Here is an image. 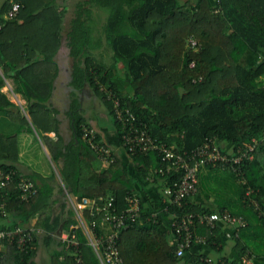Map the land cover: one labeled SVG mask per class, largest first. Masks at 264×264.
I'll return each mask as SVG.
<instances>
[{"label":"trees","instance_id":"1","mask_svg":"<svg viewBox=\"0 0 264 264\" xmlns=\"http://www.w3.org/2000/svg\"><path fill=\"white\" fill-rule=\"evenodd\" d=\"M13 2L21 7L9 21L2 15ZM1 10L0 85L2 77H11L30 113L48 99L34 92L41 83L32 77L49 76L47 70L53 69L48 80L43 77L48 83H42L52 89L58 76L53 59L64 36L75 65L70 80L72 139L65 143L59 134L56 141L44 138L62 186L54 175L23 176L14 164L0 165L14 171L16 181L23 178L38 189L28 200H21L13 186L0 190L6 203L0 229H14L42 213L36 222L42 235L34 233L32 245L23 251L7 244L0 252V264H36L41 239L49 244L59 230L76 224L65 192L76 202L113 196L118 209L125 207L127 195L139 196L140 218L121 231L117 243L124 264H203L199 256L208 251L226 253L223 245L217 246L220 228L213 236L196 224L197 231L208 236L209 247H198L193 254L186 251L183 258L175 256L169 213L176 207L163 195L170 179L153 173L160 165L156 153L132 154L121 147L123 125L116 120L115 100L125 117L127 111L153 138L177 152L195 149L206 139L214 140L222 154L232 147L230 156L252 149L240 164H233L235 171L232 164L207 165L199 171L198 193L206 200L214 194L216 211L195 196L187 198L178 212L227 210L242 215L247 226L233 237L231 257H264V0H77L65 33V12L57 0H5ZM94 10L106 13L99 29ZM17 19L22 20L19 26L14 24ZM85 87L111 116L121 152L112 153L114 161L100 171L95 169L97 155L82 140L83 127L92 128L75 92ZM2 101L11 105L5 97ZM13 138L0 136L2 152L11 147ZM96 140L100 141L97 133ZM146 185L152 190L147 191ZM60 195L62 213L53 218L47 209ZM252 199L258 210L248 205ZM83 215L87 222L95 219L87 211ZM73 231L80 246L74 249L60 241L62 257L57 259L75 264L74 254L79 253L85 264H99L81 231Z\"/></svg>","mask_w":264,"mask_h":264},{"label":"built area","instance_id":"2","mask_svg":"<svg viewBox=\"0 0 264 264\" xmlns=\"http://www.w3.org/2000/svg\"><path fill=\"white\" fill-rule=\"evenodd\" d=\"M20 7L19 3L13 2L10 9L5 13V19L9 21L14 19ZM118 104V100H115L116 120L123 125L121 147L132 154L137 152L156 153L160 165L153 169V173L164 180L170 179V182L164 187L163 195L173 207H176V211L169 213L172 234L171 244L173 245L175 256L183 258L186 251L193 254L194 250H197L198 247H209L207 242L208 236L197 231L198 225L205 227L207 232L213 236V232L217 228L222 230L224 227H228L232 230L233 237H237L239 230L247 226V221L242 215H235L227 210L216 214L205 212L179 213L178 210L183 208L184 201L187 198L197 195L198 173L203 167L207 165L215 166L216 164H220L222 167L228 164H240L242 159L252 149L230 156L222 154L214 140L206 139L195 149L177 152L173 147H168L166 144L153 138L148 133L146 126L143 123H137L127 111L128 116L125 117L117 109ZM82 140L103 164L107 165L114 161L111 149L104 142L96 140L94 129L83 127ZM235 170L236 168L233 165V171ZM14 174V171L5 170L0 166V190L13 186L21 200H28L37 195L38 189L31 181L23 178L16 181ZM148 180L152 182L153 178H149ZM65 194L73 211L76 224L70 226L68 230H63L59 240L74 249L78 248L80 242L77 239L76 232L73 230L79 229L99 264H124L117 243L121 231L140 218L139 196L135 193L127 195L124 199L125 207L118 209L113 196L97 199L83 198L81 201L76 202L66 192ZM248 205L257 210L259 208L257 201L253 199L250 200ZM5 210L6 203L3 197L0 196V215H4ZM84 211H87L88 215L95 219L87 222L83 215ZM156 214V212H153L151 216L155 218ZM99 223L103 224L104 227L102 229ZM34 233H42V229L36 226V221L20 224L11 230L0 229V252L7 244L16 245L20 251L27 249L33 243ZM221 245V243L217 245L218 248ZM74 255L75 264H85L79 253ZM222 255L217 259H214L209 254L201 255L199 256V260L203 264L254 263V255L247 256L246 254L237 258L230 255L225 259H222L224 256ZM1 258L2 254L0 253V260Z\"/></svg>","mask_w":264,"mask_h":264},{"label":"crops","instance_id":"3","mask_svg":"<svg viewBox=\"0 0 264 264\" xmlns=\"http://www.w3.org/2000/svg\"><path fill=\"white\" fill-rule=\"evenodd\" d=\"M4 1L5 0H0V11H2L1 8ZM65 1L66 0H57L59 10H64L65 12V24L63 27V33L68 30L69 22L73 15V12H68V5L65 3ZM2 17L5 19V14H3ZM94 19L96 23V17ZM14 21V24L16 26L22 24V20L20 19ZM96 51L97 49L94 52ZM53 61L58 67V76L56 80H54L52 89H50V91L48 89V86L46 89L44 88V84L42 83H48V81L43 82V77L45 78V80H48L53 72V69L47 70L48 74L50 73L49 76L47 74H43L40 79L32 77L34 83H41V88H36L37 91L34 90V92H38L39 95L48 97V99L42 102V105L39 103L38 105H41V107L33 108V111L31 113L29 111V104L26 98L22 94L14 91L15 84L13 79L11 77H2V84L0 85V106L2 104V110L0 111V136L4 138L14 137L12 141H14L15 144L13 142L11 147L9 149L7 148L6 151L4 150L2 152L0 150V165H2L3 163L14 164L17 171L23 176H28L33 173H38L43 177H50L54 175L62 186L59 172H57L56 174L57 167L51 159L44 138H50L51 140L56 141L59 134L60 137L63 138L65 143H68L72 139L70 107L72 103L73 89L70 87V80L72 68L75 65V60L69 52L68 45L65 41V36L62 38L59 51ZM75 93L78 97L80 108H82V113L88 125L92 129H94V131L100 136V141L104 142L107 146H110L112 153H120V156L121 152L118 146V137L115 135L114 125L112 124L111 128H109L107 125L98 126L97 123H99V121L89 120V118L84 113V109L88 112H95L96 110L100 109L102 110V107L104 106L102 105L101 101L90 91V89L86 87L82 88L80 91ZM3 97H5L11 103L10 106L3 105ZM23 118L26 122L23 120ZM56 123L58 126V133L55 131ZM225 150L229 155L232 153V147ZM33 151H35L34 155L39 152L41 154L44 153L53 170L50 172H48V170H39V164L37 161L34 160V156L32 154ZM106 167L107 165L103 164L99 160L95 162V169L97 171L103 170ZM149 188L150 186L146 185L147 191L152 190V188ZM195 196L198 202L207 206V208H209L210 210L216 211V202L213 198L215 196L214 194L210 193V197L207 200L203 197L202 192L197 193V195ZM63 199L64 198L62 195L58 196V198H56V201L54 200V204L49 206L46 214L52 216L53 218L58 217V215L62 213L61 206L63 203ZM216 213L218 212H215L214 214ZM41 217L42 213L39 212L29 222H37L38 219H42ZM99 226L101 229L104 227H102V224L100 223ZM61 232H63L62 229L55 234L54 240L52 242H49V244H47L44 240L41 239L43 245H39L37 254L34 258L36 264L40 259V252L42 250L46 251V254H48L49 264H54V261L55 264H62L61 258L57 259L58 257H62L59 256L61 251L58 248V243L60 242L59 237ZM221 232L222 235L219 236V240L223 245V251L226 252L223 255L230 256L232 255L233 247L232 230L228 227H224ZM44 242L47 244V246ZM209 253L210 252L208 251V254ZM253 264H264V257H256L254 255Z\"/></svg>","mask_w":264,"mask_h":264},{"label":"rangeland","instance_id":"4","mask_svg":"<svg viewBox=\"0 0 264 264\" xmlns=\"http://www.w3.org/2000/svg\"><path fill=\"white\" fill-rule=\"evenodd\" d=\"M77 0H66L65 3L68 5V12L72 13L73 11V7L75 5ZM182 2L187 1V0H181ZM105 10H94V16L96 17V24L95 25L98 29L99 27L103 24L104 20H105ZM3 16V15H2ZM103 50V49H102ZM94 57L97 59L98 56L100 55L99 51L93 52ZM106 59H108L106 57ZM109 62V59H108ZM87 106V105H86ZM85 106V107H86ZM87 109V108H86ZM84 113L85 115L89 118V120L91 121H99L98 126H103V125H107L109 128H111L113 121L111 116L108 114L107 110L102 107V110H96L95 112H88L87 110L84 109ZM105 123V124H104ZM1 128V127H0ZM110 133V131H109ZM35 150V149H33ZM35 151L32 152L33 156H34V160L38 162L39 164V170L41 171H46L48 170V172L52 171L53 169L50 166V163L48 161V159L46 158L44 153H37L35 154ZM124 156V155H123ZM57 169H56V174H57ZM56 179V178H55ZM57 180V179H56ZM58 181V180H57ZM161 194V193H160ZM209 255L211 257H213L214 259H217L220 257V254L212 251L209 253ZM48 254H46V251L42 250L40 252V259L38 260L37 264H49L48 263ZM35 262V261H34Z\"/></svg>","mask_w":264,"mask_h":264},{"label":"bare ground","instance_id":"5","mask_svg":"<svg viewBox=\"0 0 264 264\" xmlns=\"http://www.w3.org/2000/svg\"><path fill=\"white\" fill-rule=\"evenodd\" d=\"M100 224H102V223H100ZM102 227H103V224H102Z\"/></svg>","mask_w":264,"mask_h":264}]
</instances>
